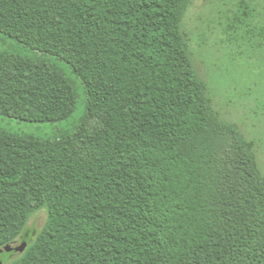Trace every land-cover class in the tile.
<instances>
[{"label": "trees", "instance_id": "trees-1", "mask_svg": "<svg viewBox=\"0 0 264 264\" xmlns=\"http://www.w3.org/2000/svg\"><path fill=\"white\" fill-rule=\"evenodd\" d=\"M194 1L0 0V32L22 45L0 49V115L68 122L0 128V249L48 214L10 264H264L258 143L195 65ZM240 3L234 25L254 24Z\"/></svg>", "mask_w": 264, "mask_h": 264}, {"label": "rangeland", "instance_id": "rangeland-1", "mask_svg": "<svg viewBox=\"0 0 264 264\" xmlns=\"http://www.w3.org/2000/svg\"><path fill=\"white\" fill-rule=\"evenodd\" d=\"M241 0H195L188 10L183 22L184 29L192 35L194 61L198 70L210 83V90L215 93L216 107L225 119L239 124L249 138L258 143L257 154L264 170V46L255 31L246 34L247 25L255 29L264 25V0H251L257 13L253 17H245L246 24L237 20L235 14L240 9ZM248 2V1H247ZM250 3V2H248ZM7 46L0 44V49L8 45L22 48L14 38L0 32ZM190 39V38H189ZM213 89V90H212ZM85 106L83 90L80 92L79 106L74 118L82 113ZM68 122H29L14 117L0 115V128L9 131L49 137ZM47 209L34 213L25 228L23 235L14 242L19 247L23 242L29 245L41 231L47 220ZM1 252L0 261L10 264L23 252L17 250Z\"/></svg>", "mask_w": 264, "mask_h": 264}, {"label": "water", "instance_id": "water-1", "mask_svg": "<svg viewBox=\"0 0 264 264\" xmlns=\"http://www.w3.org/2000/svg\"><path fill=\"white\" fill-rule=\"evenodd\" d=\"M27 246H28L27 242H23V244H22L21 246H19V247L17 248V250H19V251H21V252H24L25 249L27 248ZM12 249H13L12 244H7L6 246H4V247L1 249V251H3V250H5V251H10V250H12ZM0 264H3V262L0 261Z\"/></svg>", "mask_w": 264, "mask_h": 264}, {"label": "flooded vegetation", "instance_id": "flooded-vegetation-1", "mask_svg": "<svg viewBox=\"0 0 264 264\" xmlns=\"http://www.w3.org/2000/svg\"><path fill=\"white\" fill-rule=\"evenodd\" d=\"M13 244H14V242L12 243V246H13ZM16 248L17 247L13 246V249L11 251L15 250ZM1 252H3V251H1Z\"/></svg>", "mask_w": 264, "mask_h": 264}]
</instances>
